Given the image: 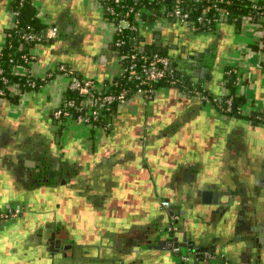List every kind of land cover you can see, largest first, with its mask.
<instances>
[{
	"label": "crops",
	"instance_id": "obj_1",
	"mask_svg": "<svg viewBox=\"0 0 264 264\" xmlns=\"http://www.w3.org/2000/svg\"><path fill=\"white\" fill-rule=\"evenodd\" d=\"M12 1L0 0V46L10 25ZM32 1L40 21L47 26L57 25L59 32L51 42L33 46L37 58L30 68L16 67V71L42 76L66 62L100 84L118 74L120 59L114 46V27L99 0ZM252 25L244 21L237 29L224 23L213 32L193 34L186 26L169 20L144 27L141 34L149 44L174 38L188 48L189 54L212 50L211 56L207 54L210 60L204 63L209 68L208 78L199 82L214 98L229 94L223 81L226 65L244 72L246 77L237 85V91L244 95L243 107L250 114L264 109V51L251 47L262 32ZM61 81L27 92L17 102L0 101V225L1 214L9 208L20 204L26 208L22 216L9 219L11 224L0 226V264H52L47 239L56 220L67 227L64 242L97 249L107 237L120 234L129 224L139 230L142 212L152 210L147 195L173 193L179 187L178 178L210 176L226 180L225 186L232 184L230 178L236 166L232 158L240 151L231 143L234 134L239 142L246 134L250 137L246 153L254 156L251 162L264 160V128H253L215 104H202L165 83L157 85L151 101L146 103L134 96L117 107L108 132L72 122L60 125L52 110L62 98ZM56 133L72 163L84 168V181L97 179L103 185L108 206L76 201V188L54 192L37 187L26 177L24 160L17 163L11 157L13 145L23 143L28 147L25 142L33 136L41 143ZM136 153L140 159L136 160ZM138 258L139 264H175L164 249H153L150 255ZM190 264L220 263L195 260Z\"/></svg>",
	"mask_w": 264,
	"mask_h": 264
},
{
	"label": "flooded vegetation",
	"instance_id": "obj_2",
	"mask_svg": "<svg viewBox=\"0 0 264 264\" xmlns=\"http://www.w3.org/2000/svg\"><path fill=\"white\" fill-rule=\"evenodd\" d=\"M146 41L147 39H144L143 42ZM180 43L171 38L167 42L155 44L168 48L167 55L174 50L173 53L184 56L188 48ZM196 51L203 52L205 49ZM170 58L174 62V59ZM227 71L224 69V82L225 77L229 75ZM185 76L187 77L186 74ZM195 84L204 85L199 81ZM178 88L183 91L182 87ZM185 95L205 104L195 96ZM243 106L244 104L241 106L242 114L230 116L243 119L253 128H264V109L252 110L248 114ZM242 127L244 133L246 129L245 126ZM246 135L240 142L236 134L231 140L234 148L240 150L232 158L233 164L236 165L235 174L230 178L232 184L225 186L226 180L210 176L191 175L188 179L178 178L179 187L172 190L173 193L147 195L152 210L142 212V219L139 220L142 225L139 230L133 229L129 224L120 234L107 237L97 249L88 248L84 244L64 242L68 233L67 227L61 224L60 220H56L49 238L52 233L56 234V242L52 248L58 251L54 253L49 249L50 253L58 259H63L64 264H139L138 257L150 255L153 249L167 250L175 264H190L195 260L206 263L217 261L220 264H264V160L251 162L254 156H248L246 153L250 138ZM58 136L56 133V139L52 136L51 140L41 143H37L33 136L25 142L28 147L23 143L13 145L10 149L11 157L17 163L22 162L21 159L24 160L26 177L37 187L50 188L54 192L77 189L76 201L108 206V195L101 189L103 185L97 179L84 181V168L80 163H72L60 147L61 140ZM143 149L141 147V150ZM253 152L257 154L256 151ZM135 156L136 160L140 159L139 153ZM246 156L248 158L245 161ZM27 158L29 160H26ZM26 161L33 163L27 166ZM110 180L108 179L107 183ZM20 205L18 206L21 207V212L14 219L26 211L24 205ZM170 233H175L178 240L173 241ZM155 245L157 248L153 247Z\"/></svg>",
	"mask_w": 264,
	"mask_h": 264
},
{
	"label": "built area",
	"instance_id": "obj_3",
	"mask_svg": "<svg viewBox=\"0 0 264 264\" xmlns=\"http://www.w3.org/2000/svg\"><path fill=\"white\" fill-rule=\"evenodd\" d=\"M174 1L171 8L163 6V14L157 19L150 17L156 15V11L147 6H141L137 10L131 8L133 14L129 17L123 12L122 0H99L104 14L109 23L114 27V44L117 47L129 45L126 53L118 54L120 59L119 72L117 78H111L107 83H98L92 78L82 76L77 70L66 62L59 63L42 76L33 75L29 71L19 73L16 67L28 69L37 58V54L32 50L36 44L47 43L54 40L59 32L57 25H49L41 32H25L22 38L26 43H34L33 46L21 54L23 62H16L14 58L9 59L11 72L19 76L18 81H12L0 62V101L8 100V95H18L19 99L27 92L43 90L57 79L62 80V98L53 107L52 116L60 125H67L69 122L78 124L90 130L108 132L114 124L115 110L120 105L134 96H140L147 103L151 101L157 90L159 82L164 81L168 86L182 87L185 94H190L199 98L205 104H215L217 108L230 114L233 109V97L214 98L210 95L204 85L188 83L185 73H178L172 67L171 58L164 53H149L133 44L141 38V29L151 26L158 21H169L171 18L190 29L195 33H210L224 24L228 11L225 5L232 0H171ZM256 10L257 18L264 17V11L257 4L258 0H251ZM110 3L103 6L102 3ZM116 7H121L117 10ZM107 14V13H106ZM19 10H9V26L17 25ZM244 21L254 23V15L249 14ZM132 36H128L129 33ZM128 42V43H127ZM7 43V35L0 46V52ZM153 44V43H152ZM155 44V43H154ZM231 73L230 70L227 71ZM58 77V78H57ZM57 78V79H56ZM245 73L238 70L236 85L244 82ZM112 87L113 90L109 91ZM237 113L242 114L241 106L237 107ZM167 204V203H165ZM21 212V207H11L1 214V221L14 218ZM227 264V262H226Z\"/></svg>",
	"mask_w": 264,
	"mask_h": 264
},
{
	"label": "trees",
	"instance_id": "obj_4",
	"mask_svg": "<svg viewBox=\"0 0 264 264\" xmlns=\"http://www.w3.org/2000/svg\"><path fill=\"white\" fill-rule=\"evenodd\" d=\"M174 1L171 0H122V4L124 8L122 9L124 13L128 14L129 17H132L133 14L130 11L131 8H135L137 10L141 6H147L148 8H152L156 11V15L154 17H150L151 20L157 19L159 16L163 14V6L166 5L167 8H171L173 6ZM103 6L110 3H102ZM257 4L261 6L264 11V0H258ZM19 10V15L17 17V25L9 26L5 35H7V43L4 48L0 52V62L2 66H4L6 72L10 75L12 81H18L19 76L13 74L11 72V63L9 59L14 58L16 62H23L21 59V54L27 52L34 43H26L22 38V35L25 32L33 31V32H41L46 30L48 26L40 21L38 16L36 15V8L33 5L32 0H13L11 3L10 10ZM117 10H120L121 7H116ZM225 9L228 11V16L225 18L224 23H228L234 25L237 29L241 28L242 22L245 17L249 14L254 15V21L257 16L256 10L253 7V3L251 0H232L231 3L225 5ZM107 13V14H106ZM105 15L109 16L108 12ZM264 15V14H263ZM258 18V22L260 24V29L262 31L261 38L257 42V44L252 45L253 50H263L264 51V17L260 16ZM171 20H173L171 18ZM132 36L130 32L128 36ZM117 36H115V39ZM144 41L143 36L140 39L133 41V44L140 47L142 42ZM128 43V42H127ZM115 46V44H114ZM116 48V46H115ZM129 48V45L126 44V48L124 46L117 47L116 54L126 53ZM150 53V52H149ZM225 70H230L231 73L227 75L226 78V87L229 89V94L224 96L227 98L229 96L233 97V109L230 113L231 115H237V107L242 106L245 103L244 95L240 94L237 91L236 85V77L238 75V68L234 66H226ZM117 76H114L116 79ZM188 83L191 81L188 79ZM106 81L105 83H107ZM164 83V81L159 82V84ZM166 84V83H165ZM113 88L110 87L109 91H112ZM8 99L12 102H17L19 97L18 95H8Z\"/></svg>",
	"mask_w": 264,
	"mask_h": 264
},
{
	"label": "water",
	"instance_id": "obj_5",
	"mask_svg": "<svg viewBox=\"0 0 264 264\" xmlns=\"http://www.w3.org/2000/svg\"><path fill=\"white\" fill-rule=\"evenodd\" d=\"M258 19L255 18V21H257ZM173 22H176L175 20H173ZM157 38H161V35L157 36ZM69 43V40H68ZM143 45V50L150 52V53H155V52H160V53H164L167 54L168 52V48H162V47H158L156 44H149L147 41L146 42H142ZM171 48V46H170ZM192 52L194 51L193 49H190ZM196 51V50H195ZM194 51V52H195ZM212 50H205L203 52H199L196 51L194 54H189L186 53L184 56L183 55H175L174 56V62L172 63V67L177 69L178 73H185L187 75V77L193 81H200V80H204L206 78H208V67L204 66V63H206L208 60H210L212 54ZM207 54L209 56H207ZM27 165V164H26ZM29 166V165H27ZM12 222H10L9 220L3 221V223H1L0 226H3L4 224L8 225L11 224ZM170 237L173 238V241L178 240V237L176 236L175 233H170ZM155 239V238H153ZM56 242V234L52 233L51 238L47 239V243L50 246V251L52 249V251L54 253H56L58 250L55 248H52V246L55 244ZM155 248H157V245L153 246ZM52 256V264H64V260L63 259H58V257L54 256L53 253H51ZM66 255H64L65 257ZM55 257V258H54Z\"/></svg>",
	"mask_w": 264,
	"mask_h": 264
},
{
	"label": "rangeland",
	"instance_id": "obj_6",
	"mask_svg": "<svg viewBox=\"0 0 264 264\" xmlns=\"http://www.w3.org/2000/svg\"><path fill=\"white\" fill-rule=\"evenodd\" d=\"M178 24H179V23H178ZM253 25H254V26H253ZM253 25H252L253 27L258 28V30H259L260 32H262L261 29H260V24H259V22L254 21ZM260 38H261V36L258 37V39H260ZM163 40H164V39H163ZM164 41H165V40H164ZM258 41H259V40H258ZM258 41H257V42H258ZM173 51H174V50H171L170 53L168 54V55H169L170 57H172V58H174L175 55H178V54H176V52L173 53ZM245 77H246V76H245ZM57 78H58V77H57ZM57 78H56V79H57ZM57 80H58V79H57Z\"/></svg>",
	"mask_w": 264,
	"mask_h": 264
}]
</instances>
